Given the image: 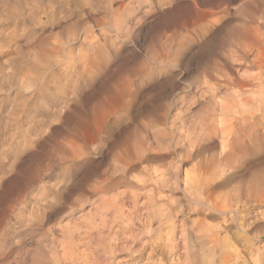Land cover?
Here are the masks:
<instances>
[{
	"label": "rangeland",
	"instance_id": "374dc122",
	"mask_svg": "<svg viewBox=\"0 0 264 264\" xmlns=\"http://www.w3.org/2000/svg\"><path fill=\"white\" fill-rule=\"evenodd\" d=\"M135 2L0 0V264H67L73 257L67 251L74 249L91 252L96 264L111 259L109 264L146 262L149 249L143 250L140 242L149 232L135 217L140 212L132 215L130 231L114 239L121 219L113 209L111 215L105 214L102 194L95 190L105 173L119 183L110 200L134 186L135 178H123L122 165L111 156L116 142L135 139L149 161L144 165L171 164L172 170L178 169L171 182L178 177L174 196L181 208L188 202L182 189L193 170L198 166L213 170L226 163L227 141L222 136L226 129L216 122L219 104L214 98L222 101L227 95L221 93L220 98L213 86L216 89L226 75L246 66L245 79L264 88L263 64L254 67L246 60L249 52L250 59L264 55V0H199L203 9H226L217 15L219 22L201 26L203 30L193 29L190 0ZM241 26L253 28L247 41L241 38L243 43L237 36ZM258 35L263 44L253 41ZM255 74L258 77L251 79ZM106 114L107 144L99 135ZM75 143L84 146L86 155L81 157ZM258 161L254 157L236 161L239 168L228 178V188ZM166 187L164 197L171 193ZM132 206L127 200V207ZM246 213L250 236L242 238L233 228L210 242L208 228L204 226V231L202 225L190 236L193 243L186 262L264 264V206H250ZM218 221L211 217L207 224ZM107 254L113 258H104ZM132 255L137 257L132 260ZM179 262L174 264H186Z\"/></svg>",
	"mask_w": 264,
	"mask_h": 264
},
{
	"label": "bare ground",
	"instance_id": "6f19581e",
	"mask_svg": "<svg viewBox=\"0 0 264 264\" xmlns=\"http://www.w3.org/2000/svg\"><path fill=\"white\" fill-rule=\"evenodd\" d=\"M126 1L132 2L134 4L135 1H139V0H126ZM153 1H154L153 3H155V4H157V2L160 3L159 2L160 0H153ZM164 1L165 0H163V2ZM190 1H191L192 6L194 7V10H193L194 13L192 12V16L191 15H188V16H191V19H194V22L192 23L194 30L195 29L203 30L201 26H204V25L207 26L209 23H212V22L214 25V22H216V20L218 18L217 15L218 14L221 15V14L226 12L225 8H224V10H220L217 8L218 10H220L219 12H214L211 9H203L202 7H200L202 4H199L200 6L198 5L199 0L198 1L197 0H190ZM222 2L224 3V1H222ZM222 2H221V4H222ZM125 4H127V2ZM128 4H131V3H128ZM123 5H122V7H123ZM205 5L206 4L204 3V6ZM215 5H216V2H215ZM124 7H125V5H124ZM128 7H129V5H128ZM214 8H215V6H214ZM214 8H212V9H214ZM191 11H192V9H191ZM188 16H187V18H188ZM221 20H222V18H221ZM188 21H190V20H188ZM184 23H186V22L184 21ZM188 23H186V24H188ZM189 26L192 28L191 25H189ZM256 27H258V26H256ZM183 28H186V27L183 26ZM241 28H242V26H241ZM244 28H242L243 30L241 29V31H239V32H238V30L236 31V32H238L239 35H237V33H235L237 36H239V39H241V38L245 39V37L249 38L250 36L248 33H252V32H248V31H252L253 28L252 29L251 28L250 29H244ZM223 29L225 31L227 30V28H223ZM236 29H239V28L237 27ZM227 31L229 32V30H227ZM258 31H259V33L262 32L259 29H258ZM256 33L254 31V36H257V35H255ZM231 34L230 35L233 37L234 34L233 33H231ZM258 37L259 38H253L254 39L253 41H256L258 44H261L263 42L261 40L262 38H260L259 35H258ZM242 39L240 41H242ZM231 40H232V38H231ZM247 40L248 39H245V41H247ZM250 40H252V39H250ZM235 43L237 46L238 42L235 41ZM240 43H243V41ZM250 43H251V41H250ZM247 44L245 43L244 45H247ZM253 44H254V42H253ZM255 45H257V44H255ZM239 46L242 47L241 44ZM257 47H256V49L259 48V47L258 48ZM247 48H248V46H247ZM247 48H246V50H248ZM243 49H244V47H243ZM253 49H255V46ZM258 50H260V52H261V48ZM258 50H257V52H258ZM262 51H263V49H262ZM253 52H256V50ZM240 53L242 56L243 53L242 52H240ZM253 55L250 59V56H251L250 52L248 54H246V56L248 58L246 56L245 57H246V60H248V64L254 66V65H257L258 62H260L263 64L262 68L264 69V55L261 54V55H263L261 57L257 56V55H255V57H253ZM225 60L226 59H224V61ZM242 61H244V60H242ZM217 62H219V60ZM222 64H224V63H222ZM227 64H225V66ZM241 64H242V62H241ZM241 64H240V66H242ZM258 65H260V64H258ZM217 66H218V64H217ZM242 67H244V66H242ZM244 68L241 69V67H240V68L235 69V67H234L235 74L226 75L225 76V82L223 80V81H220L221 83L220 82L216 83L217 82L216 79L213 78V81H216L215 83L217 86L216 89H215V85L213 86L214 90L220 91V94L223 93V95L224 94L227 95V98L229 97L228 99L226 98V100H223V98H224V96H223L222 101L219 100V97H218L219 101L216 98H214V102L216 100V102L219 104L218 119L216 122L219 121L220 124L223 123V125L226 129L225 135L223 134L224 132L222 133V136H224V140L227 141V146L225 145L227 150H226V153L224 154V156H225L224 158L226 160V163L222 164L221 166L217 165L218 166L217 168L213 167V170L211 168L212 166H198L193 170V172H192L193 175L190 176L188 174L189 176L186 179L185 187H184V189H182L183 193L187 197L188 202H187V205H185L184 207L182 206L183 208H181L182 204H180L181 202L179 201L178 197L174 196V194H175L174 191L175 190L177 191V189H179V181H178V177H177V179H174V180H172L173 182H171L173 172L175 171L174 169L172 170L171 164L170 165L167 164L168 166H165V167H164V164H160L158 166L154 164L157 167H153L152 165L151 166L150 165H144L145 161H147V162H149V161L147 160V157L145 155L144 150L140 148V146L138 145V142L135 139H133V141H132V138H131V140L125 139L122 142H116L113 145V147L110 148L111 151L113 152L111 154V156L114 154L115 161H117V163L119 164L120 167L122 165L121 168L123 169V175H124L123 178L128 179L131 176L135 178L134 179V186H132V184L130 183L132 187L130 186L131 189H128V190L123 192L125 194V196H123L124 195L123 194V195H121L122 197L119 196L120 199H118L119 198L118 197L115 199L111 198V200H110V196H112V194L115 193L113 191L118 190V189L114 188L116 186L117 182L114 183L113 180L110 181L111 179H109L107 176H105V175H107V173H105V175H103L104 177L101 179V181L95 186V190L99 191V193L102 194L103 202L106 204V205L104 204L103 206L107 209V211H105V214L111 215L113 212L114 215L116 216V218L120 217V219H121V221L119 220L116 223L117 227H115V230L113 233L114 239L119 238L118 236L122 235L126 229L129 230L131 228V226L135 223V221H134L135 215L134 216H132V215L136 213V210L138 212H140L139 214L137 213V215L135 217L138 218V220H140L139 223L141 222L140 223L141 227L145 228V230L147 229L149 232L148 238L144 237L145 239L142 240V242H140L141 244L139 243L141 248H143V250L149 249L148 250V256L145 260L146 262L143 264H167V263L168 264H174V263L179 262V261L180 262L185 261V263L188 264L187 262L190 261V260L187 261L188 257H190V256H188V252L191 248V244L193 243V242H191V244H190V240H191L190 238H192L190 236L194 232L196 233L198 231L197 233H199V230H201V228L199 230H197V229L199 227H201L202 225H203V228H205L204 226H206L208 228L207 229L208 233L206 232L207 233L206 237H207L208 241H210V242H214L218 239H221L223 234L227 235V233L230 232V230L233 228H236L239 232H241L242 236L241 235L240 236L242 238L244 236L246 237V235H248L247 234L248 230L246 228L248 215H247V213L246 214H244V213L246 212V210L249 211L250 206H255V205H258V206L263 205L264 206V90H263L264 88L261 87V85H260L261 83L255 85V84H252L253 82L250 83L249 82L250 80L248 81L247 79H245L246 77H244V75H243V73H244L243 71L245 70ZM256 68H257V66H256ZM217 69H218V67H217ZM225 69H226V71H225L226 74L229 73V72H227V68H225ZM259 69H261V67H259ZM219 71H220V69H219ZM260 71H262V70H260ZM216 72H217V70H216ZM218 72H217V75H218ZM221 72H222V70H221ZM225 72H224V74H225ZM247 72H248V69H247ZM258 72H256L257 75L259 74ZM224 74H222V75H224ZM260 75H262V74L260 73ZM254 76L258 77L255 74V75L251 76L250 78L252 79V78H254ZM223 78H224V76H223ZM255 79L256 78H254V80ZM258 80L256 82H258ZM262 86H264V84ZM222 90H225V92H222ZM220 94H218V95H220ZM221 96H222V94L220 95V98H221ZM104 113H106V112H104ZM102 115H104V114H102ZM109 117H110L109 114H106L105 116H103V118L100 121L101 122V131L99 132V135H101L102 141H104V143L106 142L105 136L108 135L109 128H110ZM219 123H218V126H219ZM214 128H215V126H214ZM216 128H217V126H216ZM222 130L224 131V129H222ZM208 133H210V132L208 131ZM214 134L216 136L217 133L213 131V138H214ZM169 136H170V134H169ZM98 138H100V137H98ZM134 140L137 142V143L135 142L137 145L134 143ZM225 143L226 142H224V144ZM105 144H107V143H105ZM192 145H194V144H192ZM192 145H190V146H192ZM76 146L78 148L77 149L78 152L81 154V157L86 155L87 152H85V150L83 148L84 146L82 147L79 145V147H78L77 144H76ZM75 148H74V151H77ZM245 157H254L256 159H259V161L255 164V166H253L251 169L247 170V172L244 175H242L237 181L234 182V183H236V185L234 184L229 189L228 188L229 183H231V182H228L227 180H228V178L232 177L234 174L236 175L237 174L236 171L239 168V165L236 164L237 163L236 161L239 162L241 158H245ZM114 158H113V160H114ZM115 163L116 162H114V164ZM169 163H171V162H169ZM176 168L177 167H175V169ZM177 172H178V169L174 172V175L175 174L177 175ZM223 175H224V177H223ZM120 181H123V179L121 178ZM128 182H130V181H128ZM170 183H172V184L170 185ZM118 185H119V183H117V186ZM124 185H125V183H124ZM166 185H167V187H166ZM230 186H231V184H230ZM164 187H166V189L168 187L171 188V190H170L171 193H169V195L167 194V196H165V197H164L165 193L163 195V192H165L163 190ZM142 197H144V200H142L143 204L141 202ZM127 200H130V202L132 203L133 206L131 208L127 207ZM145 201H147V203H145ZM160 203H161V206L158 205ZM140 205H143V206L139 207V209H138V206H140ZM111 209H113V211L109 212V210L111 211ZM145 211H146V213H145ZM191 215H195L197 218H195V216H194L195 219L189 220V217ZM211 217H214V218L219 220L216 225L210 224V225H213V226H210L207 224V223H209L207 221ZM139 223H138V225H139ZM121 224L125 225V227L123 226L124 229L119 228V227H121ZM249 224H250V222H249ZM156 225H158V226H156ZM205 230H206V228L204 229V231ZM200 236H202V235H200ZM248 236H250V235H248ZM196 237H197V235H196ZM207 239H206V241H207ZM247 239L248 238H246L245 239L246 241H244V242H247ZM228 240H230V239H228ZM138 249H139V247H138ZM138 249H136V251ZM140 249H139V251H140ZM258 249L256 251H258ZM108 251L110 252V250H108ZM262 251H264V250L262 249ZM109 252H108V254H110ZM141 252L142 251H140L138 253L139 256H141ZM260 252H256V253H260ZM114 253H115V251H114ZM131 253H133V252H131ZM233 253L235 254V252H233ZM237 253H239V252L237 251ZM242 253H245V252H242ZM67 254L70 255L71 257L73 256L71 259H68L67 257H65L68 259L66 261L67 264H96V262H95L96 260L94 259V256L91 252L90 253H83L81 251H78L77 249H74L72 251H67ZM108 254L106 256H104V258L111 256V255L108 256ZM240 255L241 254H239V256H238L240 258V259L238 258L239 260L242 259L241 258L242 255L241 256ZM245 255L246 254H243V257ZM255 255H257V254H255ZM255 255H253V257H255ZM186 256H188V257L186 258ZM136 257L137 256L132 255V260H134L133 258H136ZM234 257H235V255H234ZM262 257H264V256L262 255ZM111 258H113V257H110V259ZM259 258H261V256H259ZM259 258H256V260ZM243 259L245 260V258H243ZM105 260H106V262L109 261L107 259H105ZM111 261L113 263V259H111L110 262H107L106 264L111 263ZM116 261H119V259L117 258ZM260 261H261V259H260ZM262 261H264V260L262 259ZM262 261H261V263H262ZM254 262H255V264H259L258 260L254 261ZM182 263H184V262H182ZM244 263H245V261H244Z\"/></svg>",
	"mask_w": 264,
	"mask_h": 264
}]
</instances>
